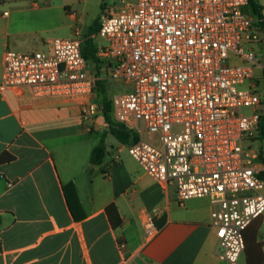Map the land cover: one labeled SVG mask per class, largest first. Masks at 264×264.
Wrapping results in <instances>:
<instances>
[{
    "label": "built area",
    "instance_id": "built-area-1",
    "mask_svg": "<svg viewBox=\"0 0 264 264\" xmlns=\"http://www.w3.org/2000/svg\"><path fill=\"white\" fill-rule=\"evenodd\" d=\"M248 4L124 1L100 22L105 44L97 48L95 72L78 35L55 38L47 52L4 54V87L77 102L90 129L104 116L98 83L134 84L111 99L112 119L140 136L157 135L158 146L141 137L128 147L130 156L164 189L174 187L180 204L210 200L222 257L231 264H240L245 232L264 214L262 151L244 146L262 136L264 116L255 76L264 65L245 49L261 42V28L245 12ZM143 229L149 241L159 234L155 215Z\"/></svg>",
    "mask_w": 264,
    "mask_h": 264
},
{
    "label": "crops",
    "instance_id": "crops-1",
    "mask_svg": "<svg viewBox=\"0 0 264 264\" xmlns=\"http://www.w3.org/2000/svg\"><path fill=\"white\" fill-rule=\"evenodd\" d=\"M256 1L264 14V0ZM70 4L0 0V156L14 157L0 164V264H231L222 257L210 200L180 204L174 187L164 189L130 156L135 136L146 133L124 126L128 143L107 140L104 116L90 129L77 102L3 86L4 54L51 50L56 12L73 11ZM103 138L107 155L92 165ZM133 161L138 167H129ZM148 215L160 229L151 241L143 229ZM245 244L239 263L264 264V214L246 230Z\"/></svg>",
    "mask_w": 264,
    "mask_h": 264
},
{
    "label": "rangeland",
    "instance_id": "rangeland-1",
    "mask_svg": "<svg viewBox=\"0 0 264 264\" xmlns=\"http://www.w3.org/2000/svg\"><path fill=\"white\" fill-rule=\"evenodd\" d=\"M70 1V5H76L74 10L68 13L66 11L60 10L56 12L55 22L58 27V36L62 38L69 37V33L72 35L80 36V39L85 41L86 37H89L91 29L94 28L97 22H101L102 18L105 17L111 9L115 6L121 5L122 2H130L135 3L136 0H68ZM261 1V0H260ZM71 15V17L69 16ZM74 16V17H73ZM96 35V33L91 36ZM259 38L261 42L245 44L246 51L251 50L256 56V63L260 65H264V32L260 30ZM93 42L96 45H104L105 40L101 37H95ZM86 46L87 43H84ZM89 67L92 72H95V65L91 59H88ZM103 66V64H102ZM263 70L256 69L255 76L256 80H258L260 89L264 88V80H263ZM103 86L106 89L107 96L109 99H112L116 95H120L127 92H132L135 89L134 84H127L122 80H112L106 79L103 81ZM261 84V85H260ZM242 113L245 115H252L251 108H243ZM104 135L107 137V140H114V136L111 134L109 125L104 129ZM144 139L147 142H150L154 145L158 146V136L157 135H144ZM244 146L257 149L262 151V161L258 162L262 166H264V136H256L255 139L249 140L246 139L244 141ZM134 162V161H133ZM129 167L135 168L138 167L137 163H129ZM264 195V190L262 191Z\"/></svg>",
    "mask_w": 264,
    "mask_h": 264
},
{
    "label": "trees",
    "instance_id": "trees-1",
    "mask_svg": "<svg viewBox=\"0 0 264 264\" xmlns=\"http://www.w3.org/2000/svg\"><path fill=\"white\" fill-rule=\"evenodd\" d=\"M245 12L250 13L257 18L258 27H260L261 30H263L264 32V14H263L262 6L256 0H249V4L245 8ZM99 29H100V21L97 22L94 28L91 29L90 35L86 41L87 45L84 49V54L87 60L88 59L92 60L94 58L95 44L93 42V38L91 37V35L94 33L98 34ZM263 80H264V76H263ZM259 83L260 82H258V84ZM103 84L104 83L102 81L98 83L97 91L100 93V97L105 104L104 117L106 119L107 124L109 125L111 134L115 136L118 141H120L123 144H126L129 142L130 138L132 137V134L124 126L113 121L111 114L112 102L111 99L108 98L106 89L104 88ZM261 90H262V103L264 105V88ZM262 136H264V116H263ZM138 140L139 139L135 136L134 141L136 142ZM106 155H107V145L105 139L103 138L101 139L99 144L93 149L91 156V164L101 165L104 162ZM13 159L14 157L12 155L5 153L0 156V164L7 161H12ZM107 213L113 222L119 218L117 208L114 204H111L107 208Z\"/></svg>",
    "mask_w": 264,
    "mask_h": 264
}]
</instances>
